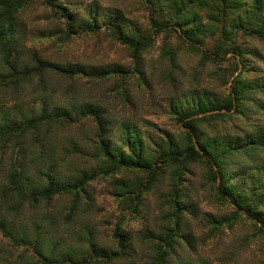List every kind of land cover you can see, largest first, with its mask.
I'll return each instance as SVG.
<instances>
[{"label":"rangeland","instance_id":"obj_1","mask_svg":"<svg viewBox=\"0 0 264 264\" xmlns=\"http://www.w3.org/2000/svg\"><path fill=\"white\" fill-rule=\"evenodd\" d=\"M0 1L17 6L11 14L0 5V112L19 118L20 127L25 116L48 115L56 108L71 112L70 117L58 116L64 118L59 122L52 116L37 129L0 136V223L10 232L0 231V264H39L38 250L59 260L69 253L81 264H153L158 250H165L158 236L166 235L172 245L166 264H264V234L244 210L220 200L215 190L219 180L214 181L206 163L159 165L154 183L145 190L143 170H107L95 149L96 123L90 116L78 117L81 106L103 109L117 144L121 122L140 128L144 139L178 135L177 119L168 109L171 102L204 92L221 102L235 88L241 112L206 119L202 126L210 136L237 143L264 130V38L239 32L222 39L227 51L237 54L221 53L213 61L173 28L151 33L150 13L160 25L173 27L180 20L204 48L213 50L221 32L210 20L212 0L181 4L180 9L174 7L176 0H151L153 5L146 0ZM249 3L243 0L234 7L241 6V18L250 28L264 30V12L251 17ZM109 20L135 40L151 36L149 47L134 59L109 30ZM93 23L96 31L85 30ZM36 60L75 73L41 68L17 79L9 67L19 70ZM102 68L110 69L109 77L76 73ZM257 151L264 158V148ZM240 157L231 154L223 164L230 167L236 160L244 166ZM53 174L71 183L89 179L79 191L33 198L31 189L47 186ZM176 205L178 227L172 216ZM258 210L263 213L264 207ZM114 233L126 239L121 256H114L119 249ZM16 236L22 241H15Z\"/></svg>","mask_w":264,"mask_h":264},{"label":"trees","instance_id":"obj_2","mask_svg":"<svg viewBox=\"0 0 264 264\" xmlns=\"http://www.w3.org/2000/svg\"><path fill=\"white\" fill-rule=\"evenodd\" d=\"M147 3L153 5L151 0H146ZM243 0H212L213 17L210 18L214 24L215 29L220 30L221 36L218 38L217 43L213 50H208L203 47V42L197 38L192 32V28L188 27L185 22L186 28H184L182 22L177 20L176 26H171L168 23L160 25L154 18L153 14L150 13L149 24L151 33H160L164 30H170L173 28L174 32L180 36V38L188 42L191 46L200 50L204 56L208 57L213 61H218L221 58V53L233 52L236 50L225 48L223 41L229 36H235L241 32L244 35L256 36L258 38H264V30L261 26H256L254 29L250 28L247 19L241 18V11L235 6H239ZM204 0H176L174 7L180 9L182 5H203ZM0 5L4 11L8 10V13L12 14L17 6L15 4L8 3L7 1H0ZM20 7V5H19ZM248 10L250 16H260L264 12V0H250ZM10 10H12L10 12ZM12 16L10 15V18ZM181 17L177 14L176 19ZM66 24L70 27L69 16L64 17ZM5 22L10 23L9 18L5 19ZM108 28L111 33L119 40L122 44L127 45L133 53V58L137 59L138 54L149 47L150 39L147 41L135 40L129 36H126L121 30L117 21L109 20ZM264 24V21H263ZM11 25V24H10ZM85 30L96 31L95 23L88 24ZM223 39V41H222ZM235 60V59H234ZM138 62V61H137ZM14 71V75L17 79L22 77H28L33 72L39 71L41 68L44 69H56L59 73H67L73 75L75 72L72 69L58 68L40 62L30 65L19 66V70L15 66H9ZM138 67V65H137ZM114 72L118 70L113 69ZM76 73H83L86 75H92L96 78H106L110 76V69H96L86 71L84 69H76ZM241 73L238 75L240 76ZM237 76V77H238ZM170 113L173 115L178 122V135L166 132L162 136H156V139L152 135H147L144 139L141 134L140 128L132 125L130 122H121L118 126L116 137L120 138V144L115 143L112 140V126L105 121L103 113L105 112L101 108H95L91 105L81 106L78 112V117L90 116L96 123L97 134L95 140V149L97 153L103 158V163L106 165L108 171H118L121 169H141L147 173V179L144 184V189L148 190L149 187L154 183L156 176L155 171L159 165L168 166L173 162H204L210 170L212 178L219 180L218 186L216 187V194L220 200L230 206H233L236 210L243 211L245 216L256 223V227L261 234H264V211L260 212L258 209L264 207V158H260L257 153V149L264 148V130H256L252 135H245L244 138L237 143H228L225 138H217V136H210L208 131L202 126L203 121L206 119L213 118H226L229 112L237 114L240 110V97L239 92L232 88L229 90V94L225 100L221 102L216 101L213 97H208L207 92L192 94L189 97H182L180 100L171 102L168 106ZM244 109V108H243ZM242 109V111H243ZM225 110V113H222ZM211 111H218L216 113L208 114ZM71 112L66 109L56 108L50 114H42L40 116H25L23 127H20L22 122H19V118L10 119L6 115L5 111L0 112V136L6 137L12 134H19V130L23 132L28 129H37L43 121L47 120L48 117L53 116L55 122H59L60 117L71 116ZM203 113H207L204 115ZM244 115L245 112L243 113ZM77 117V118H78ZM183 129V130H182ZM115 135V133H114ZM242 144V146H241ZM119 145H124L126 149H122ZM197 145V148L196 146ZM262 146V147H261ZM231 154H237L246 160L244 166L240 162H234L229 167L223 164L224 159L231 156ZM229 155V156H228ZM240 157V158H241ZM228 167V169L226 168ZM156 175V174H155ZM14 177V174H12ZM11 176V177H12ZM12 177V178H13ZM59 176H51L52 180L47 186L40 185L38 188H32L31 196L33 198H50L56 194L70 193L79 191L81 186L86 183L89 179L87 176L79 182H68L62 181L57 178ZM27 185L24 183L19 188V194L24 197V190ZM177 205L179 204L176 201ZM176 205L172 215L174 217V224L176 227L179 225V206ZM172 230H175L172 228ZM0 231L9 235V229L4 223H0ZM114 237L118 243V252L114 256H121L124 253L126 247V239L122 234L114 233ZM169 236L165 237L158 236V240L164 243L165 250H158L157 256L153 264H166V257L172 250L171 241ZM19 239L22 241L23 238L16 236L14 240ZM39 264H81L79 258L70 256L69 253L65 254V259L59 260L57 257L51 255L49 252L44 250H38Z\"/></svg>","mask_w":264,"mask_h":264},{"label":"water","instance_id":"obj_3","mask_svg":"<svg viewBox=\"0 0 264 264\" xmlns=\"http://www.w3.org/2000/svg\"><path fill=\"white\" fill-rule=\"evenodd\" d=\"M231 88H229V90H230ZM216 112H218V111H211V112H208V114H214V113H216Z\"/></svg>","mask_w":264,"mask_h":264}]
</instances>
